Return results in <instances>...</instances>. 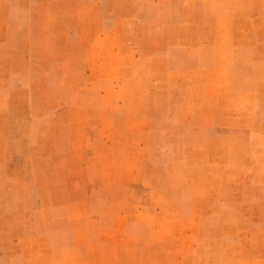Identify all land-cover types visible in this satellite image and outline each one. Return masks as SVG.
Listing matches in <instances>:
<instances>
[{
  "label": "rangeland",
  "instance_id": "rangeland-1",
  "mask_svg": "<svg viewBox=\"0 0 264 264\" xmlns=\"http://www.w3.org/2000/svg\"><path fill=\"white\" fill-rule=\"evenodd\" d=\"M0 264H264V0H0Z\"/></svg>",
  "mask_w": 264,
  "mask_h": 264
},
{
  "label": "crops",
  "instance_id": "crops-1",
  "mask_svg": "<svg viewBox=\"0 0 264 264\" xmlns=\"http://www.w3.org/2000/svg\"><path fill=\"white\" fill-rule=\"evenodd\" d=\"M223 55H226L230 59L232 53L227 52ZM215 99L218 98L220 93H227L233 91L234 82L231 75L235 72L233 69V64L230 60L222 63L215 64ZM226 93V94H227Z\"/></svg>",
  "mask_w": 264,
  "mask_h": 264
}]
</instances>
